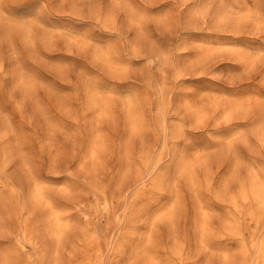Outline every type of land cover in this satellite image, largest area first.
<instances>
[{
    "label": "rangeland",
    "instance_id": "1",
    "mask_svg": "<svg viewBox=\"0 0 264 264\" xmlns=\"http://www.w3.org/2000/svg\"><path fill=\"white\" fill-rule=\"evenodd\" d=\"M0 264H264V0H0Z\"/></svg>",
    "mask_w": 264,
    "mask_h": 264
}]
</instances>
